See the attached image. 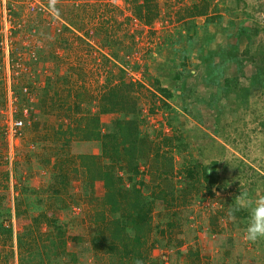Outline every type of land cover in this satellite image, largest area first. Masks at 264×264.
<instances>
[{"label": "rangeland", "instance_id": "rangeland-1", "mask_svg": "<svg viewBox=\"0 0 264 264\" xmlns=\"http://www.w3.org/2000/svg\"><path fill=\"white\" fill-rule=\"evenodd\" d=\"M146 1L0 0V25L5 9L12 27L0 56V264H129L110 233L121 215L78 158L101 155L120 128L138 138L136 165L122 154L99 163L150 210L145 264H264V239L244 238L248 212L228 216L239 194L264 199V0L138 10ZM193 6L215 19L190 17ZM22 109L10 144L7 123ZM89 116L104 144L75 137Z\"/></svg>", "mask_w": 264, "mask_h": 264}, {"label": "trees", "instance_id": "trees-1", "mask_svg": "<svg viewBox=\"0 0 264 264\" xmlns=\"http://www.w3.org/2000/svg\"><path fill=\"white\" fill-rule=\"evenodd\" d=\"M150 1L147 0L145 3L139 4L138 10L143 9L149 11V7L151 6ZM187 12L190 14V17H206L207 21L212 20L207 17V7L205 6L200 9L194 6L189 7ZM160 92L165 99H170L172 97V94L165 88H162ZM18 103H20V101H18ZM20 111V117H23V109ZM74 132L75 137H77L81 143L104 141V135L100 130V119L96 116L84 118L82 125H79ZM106 141L108 144L104 145L101 155L98 156L96 154L85 153L78 155L79 164L80 167L83 168L84 174L87 175V180L91 186L94 185L95 181H103L106 190L103 196V204L108 208L107 211L109 214L121 215L120 217L112 218L110 221V233L115 241H124L122 246L124 248V253L129 256V264H145L146 258L143 256L142 250L146 243L147 233H149L150 210H144V202L140 194L138 195L137 192H135V195H130L128 191L121 190L117 185V181L114 179L113 172L103 169L102 165L99 163L101 159H116L117 156L122 154L124 157L123 160L127 162V166L133 168L136 165V163H134L136 157L135 153L137 149H139L137 146L138 138L135 137L132 128H120L115 142L111 137H106ZM215 165L216 163L213 162L212 168H203L204 178L209 185L215 183V175L213 173ZM73 171L74 173H78L80 170L76 167ZM123 205L125 207H123ZM97 214V222L105 221L104 213ZM235 215L238 216L239 212H236ZM127 227L133 229V236L125 234ZM62 245H64V241H62Z\"/></svg>", "mask_w": 264, "mask_h": 264}, {"label": "clouds", "instance_id": "clouds-1", "mask_svg": "<svg viewBox=\"0 0 264 264\" xmlns=\"http://www.w3.org/2000/svg\"><path fill=\"white\" fill-rule=\"evenodd\" d=\"M241 209L248 212L242 228L244 238L251 242L264 239V199L253 200L247 193L239 194L235 207L229 208V219L236 220L235 213Z\"/></svg>", "mask_w": 264, "mask_h": 264}, {"label": "built area", "instance_id": "built-area-1", "mask_svg": "<svg viewBox=\"0 0 264 264\" xmlns=\"http://www.w3.org/2000/svg\"><path fill=\"white\" fill-rule=\"evenodd\" d=\"M29 8L31 11H39L43 12L44 7L40 4L34 3L30 4ZM4 12V17H6L3 21V23L0 25V56L5 54L8 57L9 54V47H8V41H9V36L11 35V30L12 27L10 26V21L8 16H6V11L5 9L3 10ZM26 91V90H24ZM10 105H14L18 103V98L17 97H11L9 98ZM16 109V107H15ZM16 112V110H15ZM20 114V113H19ZM23 117L19 120H13L10 118L9 122L7 123L8 127L6 128V137L8 138L7 141L11 144L12 140L15 139L18 135H20L19 131L20 129L24 126V122L27 120V110H24L22 112Z\"/></svg>", "mask_w": 264, "mask_h": 264}]
</instances>
